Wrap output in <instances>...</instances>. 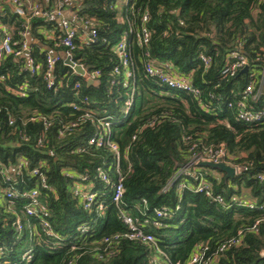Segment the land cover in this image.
I'll list each match as a JSON object with an SVG mask.
<instances>
[{"label": "trees", "instance_id": "trees-1", "mask_svg": "<svg viewBox=\"0 0 264 264\" xmlns=\"http://www.w3.org/2000/svg\"><path fill=\"white\" fill-rule=\"evenodd\" d=\"M117 1L69 5L59 0L64 13L74 10L76 17L95 21L96 43L75 41L72 60L98 71L99 84L86 86L58 61L51 71L56 91L46 88L44 74L47 54L64 50L57 19L29 17L26 24L0 1V24L11 28L13 48H19L24 41L20 34L27 29L28 57L37 67L31 75L25 56H8L0 64V264H153L160 259L150 245L124 237L120 211L154 237L169 264H185L203 245L202 260L209 264H264V123L235 121V104L249 83L260 95L248 101V108L264 106V0H132L128 7L110 9ZM143 15L148 17L149 40L140 47L135 33ZM127 22L133 33H128ZM123 38L135 74L133 102L124 119L129 89L113 74L119 66L114 47ZM237 51L247 60L246 73L241 69L232 77L222 76L226 58ZM144 52L157 64L170 63L198 89V97L164 90L146 78ZM200 54L212 58L208 68ZM72 103L87 108L91 118L74 111ZM104 118L113 121L109 141L118 157L110 147L88 145L98 130L91 120ZM71 123L77 126L65 131ZM204 149L223 151L225 163L243 171L225 180L220 172L189 167L210 186V197L195 192L198 180L183 175L166 190L177 170ZM100 171L108 184L99 179ZM119 178L124 193L116 207L111 195ZM81 186L96 195L89 209L74 194ZM10 188L17 194L11 204L2 196ZM34 188L61 241L45 240L39 229L36 239L25 227L15 231L17 217L23 225L38 222V217L24 215L26 201L19 195ZM217 195L223 205L213 201ZM235 197L251 200L253 208L234 205ZM164 207L172 214L162 221L164 227L155 228L154 211ZM235 238L238 245L219 250ZM24 252H30V260L22 261Z\"/></svg>", "mask_w": 264, "mask_h": 264}, {"label": "built area", "instance_id": "built-area-1", "mask_svg": "<svg viewBox=\"0 0 264 264\" xmlns=\"http://www.w3.org/2000/svg\"><path fill=\"white\" fill-rule=\"evenodd\" d=\"M2 3L9 5L12 9L13 13L17 16L22 17L25 20V23H28L29 17H41L44 19H51L56 18L59 24L61 36L59 37V45L64 49L57 53H48L46 56V71L44 74V81L46 83V88L52 91H56L57 89V82L55 81V76L51 74V71L58 61L63 63V58L60 54H63L64 58H68L72 64L71 67H68L71 70V76L81 80L85 83L87 80H94L97 81V77L99 75L98 71H88L82 65L75 63L72 60V52L75 48V41H78L81 45L90 46L97 41V29L95 21L92 18L86 17H76V13L74 10L67 11L64 13L60 8L59 0L54 1V8H49L51 0H0ZM80 0H64L67 4H74L78 3ZM132 0H118L114 6H111L110 9H118L119 6L121 7H128ZM0 13H2L1 5H0ZM126 21L127 18L125 17ZM148 20L147 15H143L140 20L139 30L135 33V41L138 46L143 47L147 44L149 40V31L146 28L145 24ZM129 27L128 33H133L131 29V25L127 22ZM0 64L4 58L8 56L14 57H26V66L29 69L30 74H34L37 67H35L34 62L31 58L28 57L30 52L29 42L27 40L28 34L27 29L20 34V36L24 39L21 42L18 49L13 48L12 43V33L11 28L7 25L0 24ZM51 35V32H49ZM118 54L119 66L116 67L113 71L114 75H120L122 80V86L125 89H129L128 96L124 102V106L122 109V118L124 119L133 102V96L135 93L134 90V78L135 74L133 71L132 61H130V51L128 48L127 41L123 38L119 41V43L114 47ZM199 61L201 62L204 68H208L212 63V58L209 56H205L203 54L199 55ZM80 66L82 69V74H78L74 67ZM247 66V60L242 54L241 51L234 52L229 54L226 58L225 64L222 67L220 74L225 77H232L234 76L239 70L243 69ZM143 72L146 78L153 81V83L164 90H170L173 92H181L186 93L188 95H192L194 97H198L199 91L198 89L191 86L184 77L178 73L175 68L168 62H164L161 64H157L153 62L147 52H144V60L142 63ZM113 84V83H112ZM79 83H75L74 88H79ZM243 96L240 100L236 102V114H235V121L237 123L243 124H257L260 122L264 123V106L260 108L259 111H254L249 109L247 103L249 100L256 101L260 95V89H255L253 83H249L244 91ZM85 106L87 105L85 102L83 103ZM74 111H83L84 115L83 118L90 119L91 113L87 108H82L76 103H72L69 105ZM228 107H232V104L229 103ZM93 124H97V131L93 137L88 140V145L93 146L95 148H101L104 146L110 147L111 150L116 154L118 157V150L115 145H111L109 141L110 137V127L113 124V121H110V118H104L97 123L92 119ZM120 120L115 121L118 123ZM45 125L48 126L49 124L45 122ZM77 126L76 123H71L70 125L64 127L65 131H68L72 128ZM62 134V132H61ZM225 153L221 150H212V149H204L203 151L197 152L191 156V160L187 165L181 167L177 172L172 176L169 180L165 189L167 190L170 185L175 181L180 175L192 177L198 180V184L196 185L194 191L198 193H204L205 196L210 197L211 189L210 186L201 179L200 176H196L193 172L188 170L189 167H197L196 165L200 162H211L217 163L218 161L222 162L223 164L229 166L225 163ZM199 161V162H198ZM231 167V166H229ZM234 169V175L240 174L243 170L239 167H231ZM34 176L39 175L37 170L32 172ZM99 179L104 183L108 184L109 179L103 173L99 172L98 174ZM6 181H9L7 178ZM41 185L44 187V180L41 178ZM185 187L184 184L179 185V189ZM124 193V187L122 184V179L119 178L118 182L113 185V192L111 195V201L114 206H119L121 203V199ZM76 196H80L81 200L83 201V206L86 209H89L90 205L92 204L93 200L95 199V193L90 192L88 187H79L74 191ZM16 193L10 189L2 193V196L9 200V203H12V199L16 197ZM21 198L25 199L26 204L24 206V215L27 217L35 216L38 217L37 223H29L22 224L19 217H17L13 223L15 231L21 233L24 229H27L29 235L34 237L35 239L38 238L39 233L38 229L43 234L45 240L47 239H61L58 235L52 230L50 223L48 221V212H46L39 203V191L37 188H34L30 191L23 192L19 194ZM234 205L239 207H246V208H253V203L251 200H247L245 198H233ZM215 203L223 205V199L221 196L217 195L213 198ZM145 205V202L143 201ZM264 209V204L262 205ZM103 208L102 206L98 207V211H101ZM177 210V208H176ZM156 220L152 222L153 227L161 228L164 227L162 221L169 217L172 214L169 209L161 208L156 209L155 211ZM120 217L122 219V223L126 226V233L124 237L135 242H139L145 245H150L158 255L159 258H154L152 263L153 264H169L166 260L165 255L156 247L155 239L152 235L147 234L143 226H141L137 219L132 218L130 215L120 211ZM85 230V228H82ZM241 232L238 233L240 235ZM117 238V237H115ZM240 242L239 238L230 239L227 243L220 247V251L224 250L226 247H232L238 245ZM206 246L197 247L196 251L193 253L191 258L185 264H209V260H202V254L204 250H206ZM3 253V248L0 246V255ZM22 261H28L31 258L30 252H24L22 255ZM15 264V263H10Z\"/></svg>", "mask_w": 264, "mask_h": 264}, {"label": "water", "instance_id": "water-1", "mask_svg": "<svg viewBox=\"0 0 264 264\" xmlns=\"http://www.w3.org/2000/svg\"><path fill=\"white\" fill-rule=\"evenodd\" d=\"M60 56H62L63 58V63L68 66L71 67L72 64L70 62V60L68 58H64L63 54L61 53ZM74 70L78 73V74H82V69L80 66H76L74 67ZM247 71V66H245L240 73H246ZM86 86H97L99 84L98 81H94V80H87L85 82ZM199 168H206V169H210L213 171H217L220 172L224 175L225 180L227 179H232L234 176V169L223 164L222 162L218 161L217 163H211V162H200L196 165Z\"/></svg>", "mask_w": 264, "mask_h": 264}, {"label": "rangeland", "instance_id": "rangeland-1", "mask_svg": "<svg viewBox=\"0 0 264 264\" xmlns=\"http://www.w3.org/2000/svg\"><path fill=\"white\" fill-rule=\"evenodd\" d=\"M199 162V161H198Z\"/></svg>", "mask_w": 264, "mask_h": 264}]
</instances>
